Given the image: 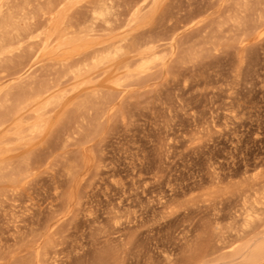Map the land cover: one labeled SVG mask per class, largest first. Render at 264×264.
Masks as SVG:
<instances>
[{
    "label": "rangeland",
    "instance_id": "rangeland-1",
    "mask_svg": "<svg viewBox=\"0 0 264 264\" xmlns=\"http://www.w3.org/2000/svg\"><path fill=\"white\" fill-rule=\"evenodd\" d=\"M15 2L26 4L35 34L55 31L43 15L51 4L66 9L57 32L107 10L108 23L71 56L70 71L93 69L110 53L116 60L99 65L49 114V129L0 164V264H167L175 255L213 264L218 255L201 260L200 243L191 254L180 250L185 236L212 238L208 214L218 207L249 232L240 247L264 243V0ZM38 47L26 45L0 64L1 77L20 61L26 67L15 82L2 81L14 87L2 93L0 116L15 109L23 88L63 76L60 57L32 56ZM154 52L158 61L144 66L141 58ZM78 76L64 83L71 88ZM249 213L255 219L247 227Z\"/></svg>",
    "mask_w": 264,
    "mask_h": 264
},
{
    "label": "bare ground",
    "instance_id": "bare-ground-1",
    "mask_svg": "<svg viewBox=\"0 0 264 264\" xmlns=\"http://www.w3.org/2000/svg\"><path fill=\"white\" fill-rule=\"evenodd\" d=\"M16 3L17 2H15V0H0V64L8 62L6 60L9 58L10 55H14L15 51L18 52L17 53L18 55H21L19 52H20V50L23 51L24 49H26L27 48V47L25 48L26 45H28L29 47L30 46L31 47L39 46L38 48H40V49L38 51L37 50L32 51L33 52L32 56L37 55L41 50L44 53V56L45 55H49V56L51 55V56L60 57L61 58L60 61L63 65L65 71H64L63 76L56 83L52 82L53 84L43 85L37 89L31 88L30 90L29 89L25 90L23 88V93H22L23 96L20 94V99L18 98L19 101H18V104L16 105L15 109H13L11 111V113H9V114L7 113L8 116H6V115L0 116V164L2 162H4V160H6L8 158V156L14 154V152L17 151L16 149H18L19 147L16 148L15 146L25 145V144H27L26 142L29 139L35 140L36 137L44 134L51 127V117H49V114L52 113V111H55L58 106H61L65 101L70 99L71 93L78 92V87H84L87 83H89L90 82L89 81L90 76L92 74H94L95 70L98 69L99 65L102 64L106 67H109V64H111L114 60H116L115 58H113L111 56V53H110L109 55L107 54L106 57L102 56V58H99V60L95 59V65H94L93 69H87V68L83 67L84 69H87L84 72V71H82V69L80 67H79L80 69L77 67L78 62H74L75 66L77 65L76 66L77 71H75V70L70 71V68L72 65L70 63V62H72V61H70V59L72 58L71 56L74 53H77V51H80L83 46H87L92 41V37H93L94 33L97 31V28H98L100 23H102V22H104V24L108 23L109 13L107 12V10L98 11V12L96 11V13L90 19H88V21H86L83 25H80L77 28V30H75V31H71L72 29L71 30L70 29H62V30L57 32L58 28H62V27H60V25L61 24L64 25L60 21H61L62 13L64 11H66V9H65V7H62V6H60L59 9H57L56 6L51 7L53 5V4H51V6H48V9L46 10V12H44L43 10L42 11L44 12L43 15H44L45 20L55 22V26H56L55 31H53V32L52 31H41V33L35 34V32L36 33L38 32V30L35 29L36 24H31V23L27 22L28 18L26 15V6H25L26 4L24 6H20L19 4L17 5ZM59 5H61V4H59ZM111 10L112 9H110V11ZM140 11H141L140 8H138L135 11V13L132 14L133 15L132 20L133 19L136 20L138 18ZM32 15H34V14H32ZM104 28H105V26H104ZM106 29H107V27H106ZM261 36H263V34H261ZM120 47L122 48V46H119V48ZM117 51H119V50H117ZM121 53H123V52L121 51ZM155 53L156 52H154V54L151 53L152 55H154L153 58H150L152 55L150 57L144 56L141 58V60L144 61L143 62L144 66L149 65V63L151 61H154V62L156 60L158 61L159 58L155 55ZM115 54H117V53L115 52ZM125 55L126 54L123 53V56H125ZM113 56H115V55H113ZM158 56H159V54H158ZM119 57L121 58V56H119ZM13 58H14V56L12 57V59ZM60 58H58V60ZM161 60L162 59H160V61ZM4 61H6V62H4ZM21 62L22 61H20V63ZM20 63H19V65H18V63H17V65H15V66H18L16 71L15 70H13L14 72L10 71L11 73L8 72L3 77L0 76V87H2V89L0 88V99L1 100L3 99L2 93L4 92V90L7 87L9 89L14 87V84H10L8 86L4 85L5 87H3L2 81L6 78L12 77L11 81L15 82L19 78L18 75H20L21 72L26 68L25 62H23L21 64ZM0 67H1V65H0ZM123 67H125V66L123 65ZM123 67H121V71L123 69H126ZM72 68H74V67H72ZM115 68H117V66ZM127 68L130 69L129 66H127ZM119 70H120V68H118V71ZM77 72H78V74L82 73L83 77L77 83H75L73 85L71 84L72 85L71 88H68L67 87L68 85L66 86V83H64V79L69 78L70 76H72V78H75L74 76H78ZM117 73H115L113 75H116ZM0 75H1V73H0ZM121 77L116 79V76H115L117 86H122L121 83L123 82V80H122L123 78H121ZM113 78H114V76H113ZM49 83H51V82H49ZM5 94H4V97H8L10 94V91H9V93H7V95H5ZM9 99H10V97H9ZM9 99L8 98L5 99V103H7L9 101ZM5 103H3L1 106L4 107ZM77 106H78V104L76 105V107ZM83 106H84V104H83ZM81 108L82 107H80V109ZM80 109H79V111H80ZM75 112H76V109H75ZM27 113H28V115H30L29 113L32 114L31 116L33 118L31 117V120L34 119L32 122L28 121L30 119H28V117L26 115ZM76 116L78 117V115H76ZM20 147L22 148V146H20ZM15 153H17V152H15ZM15 156H16V154H15ZM23 159H24V157H23ZM5 164H6V162H5ZM19 167H17V170ZM27 167H28V165H27ZM21 169H23V168H21ZM24 169H26V168H24ZM24 169L21 171H24ZM28 170H30V169H28ZM13 171H15V170H13ZM4 173H6V172H4ZM6 174H8V172ZM9 174H10V172H9ZM1 175H2V173H1ZM14 179L15 178H13L12 180H14ZM9 182H11V181H9ZM13 182L14 181H12L11 184H16V182L15 183H13ZM8 189H10V188H8ZM247 190H248V188H247ZM19 198H21V197H19ZM263 198H261V200ZM258 203L261 205L263 204V202L260 203V202L256 201V204H258ZM250 207H253V206H250ZM219 208L220 207H218V209L215 208L214 210H212V212L209 211V214H208L209 219L213 220L215 223V225L213 222L210 224V225L213 224L215 226V227L210 226V228L211 227L213 228L212 238L209 239L210 238L209 237L208 241H207L206 240L207 237H206L204 240L203 236L204 237L206 236L207 232L205 230H207L208 227L204 230L205 232H203V231L200 232L199 230H202L203 228L198 226L201 228L198 230L200 232V234H197L198 231L194 230L197 234V235H195V233H194V235L196 236L195 238L193 237L194 240H191V239L188 240L189 237L187 238V236H185V238L182 239V241H184V245L183 246L180 245V246H182L180 253H183V252L185 253V251L187 249L188 250L191 248L193 249L194 246H197V248H198V245L200 243V248H199V250H197V252H198V255H200L199 251H201V255L203 257L201 260H203L204 258H211L213 256L218 255V257L213 260V262H214L213 264H240L243 257L245 258V260H243V261H245L246 264H259V263H261L264 260V243H258V244L253 245V246H249L250 245V243H249V245L246 246L245 248L240 247L239 246L240 240L243 239L249 232H247L246 234L243 233L244 235L241 234L242 233L240 231L241 229L238 228L237 217L230 214V212H229V214H226L223 212V210L221 208L220 209ZM255 208H258V210H260L261 207L259 208L258 206H256ZM263 210H264V208H263ZM249 212H250V210H249ZM253 214H250V213L248 214V221L246 220L247 225H248L247 227H249L250 223L252 224L254 219H255ZM258 216H259V214H257L256 219L257 220L259 219V223H260L261 220ZM239 217H240V215H239ZM225 218H229L233 221V223L227 228L221 227V224H220V221L222 219H225ZM209 223H210V221H209ZM209 223L207 225H209ZM262 223H264V222H262ZM256 225H257V223H256ZM203 226L205 227V225H203ZM198 227H196V228L198 229ZM212 228L210 230H212ZM186 230L184 229V231H186ZM37 232H38V230H37ZM183 235H184V233H183ZM190 237H192V236H190ZM203 240H204V242H203ZM175 243H176V241H175ZM181 244H182V242H181ZM41 251H43V250H41ZM191 251H193V250H191ZM191 251H190V254H191ZM170 253L172 254L171 251H170ZM195 253H194V255H195ZM176 254H178V252ZM190 254H189V256H190ZM182 255H183L182 257H184V254H182ZM198 255H196V257H197V259L199 258L198 260L200 261L201 256L198 257ZM168 256H170V254ZM175 256L173 257L174 259H172L171 257L164 258L166 260L165 262L167 264H185L186 263L183 260L185 257L182 258V260L180 261L178 259V257H176L177 258L176 259ZM187 256L188 255H186V257ZM36 258H37V262H38L39 258H41L40 253H37ZM197 259H195V260H197ZM160 261H162V260H160ZM150 264H151V262H150ZM188 264H189V261H188Z\"/></svg>",
    "mask_w": 264,
    "mask_h": 264
}]
</instances>
